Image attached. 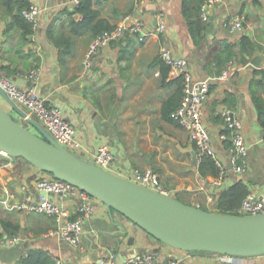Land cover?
Here are the masks:
<instances>
[{"label": "crops", "instance_id": "0c3cea01", "mask_svg": "<svg viewBox=\"0 0 264 264\" xmlns=\"http://www.w3.org/2000/svg\"><path fill=\"white\" fill-rule=\"evenodd\" d=\"M30 3L37 4L38 12L31 35L23 42L20 29L6 30L9 15L0 0V73L19 87L33 86L48 104L60 108L74 126L75 139L81 143L77 149L79 156L90 159L99 144L107 143L117 174L126 176L133 168H151L159 174L168 194L210 211H214L220 190L236 181H243L251 194L264 192V125L259 120L251 88L257 67L250 62L253 56L262 55L258 67L264 66V30L260 29L264 23V0H224L209 4L204 39L198 44L190 35L182 0H93L97 19L114 27L124 16L131 15L144 21L147 34L140 41L138 34L127 29L93 56L87 68L86 50L96 35L89 28L74 31L71 18L80 20L81 15L74 11L71 1L29 0ZM156 10L163 12L161 21L165 23L160 33L155 31L156 20L152 16ZM235 16L243 23L239 30L223 24ZM50 32L58 41L61 35L72 39L70 50H62V46L53 43L48 36ZM243 33L251 35L262 47L245 54L244 61L239 56L232 57L234 73L228 80L211 83L204 96L202 117L216 154L228 163L227 148L232 132L222 112L231 110L241 123L248 146V166L242 174L230 172L222 184L214 185L213 176H202L199 171L195 145L188 132L162 111L170 96L180 92L182 96V81L173 79L180 75L183 79V75L170 74L160 57V47L166 45L184 56L192 74L205 77L226 68L228 61L217 70L213 53L225 44L236 46ZM31 69L37 70L35 78H27ZM260 94L264 104V88ZM180 99L179 96V102ZM0 102L10 112L11 107L1 98ZM0 166V182L6 191L0 195V220L5 218L19 225L17 232L8 234L0 222V236L20 237L14 244L0 245V264H20L19 258L30 248H42L52 257L60 258L63 264H95L110 252L116 254V264L125 258L122 264H135L129 261L133 253H152L163 262L178 258L184 264H264V255H227L172 247L120 212L114 209L109 212L106 204L92 196L94 211L84 223L82 247L75 248L57 235L49 234L56 227L54 216L11 207L28 194L36 201V180L52 174L22 157L3 152H0ZM4 197L8 198V205L1 201ZM52 198L66 207L71 217L82 200L78 194H54Z\"/></svg>", "mask_w": 264, "mask_h": 264}, {"label": "built area", "instance_id": "2783aa9c", "mask_svg": "<svg viewBox=\"0 0 264 264\" xmlns=\"http://www.w3.org/2000/svg\"><path fill=\"white\" fill-rule=\"evenodd\" d=\"M70 1L74 6L79 3V0ZM214 2H224V0H206L202 4L200 16L204 21L208 20V5ZM37 12L38 6L34 3H30L22 9L23 16L33 24H35ZM162 15L163 12L161 10H156L152 13V16L156 20L155 31L157 33L163 32L165 29V23L161 21ZM223 24L238 30L243 25L239 16L224 21ZM144 25L145 23L142 19L126 15L113 28L103 30L97 34L86 50L85 68L90 65L93 56L99 54L100 50L112 40L119 39L127 29L131 33L138 34V39L143 41L147 34ZM160 57L169 67L171 75H183L182 96L179 104L172 110L170 115L188 132L190 140L195 145L196 161L199 163L204 156H210L214 160L215 165L218 167V175L212 177L211 183L214 185L222 184L224 178L230 172L242 174L248 166V146L245 142L240 121L234 117L231 110H223L222 115L225 123L232 132L231 144L227 148V158L231 163V167L229 168L224 157L216 154L211 134L204 124L202 117L205 94L208 93L213 81H225L233 75V60H229L226 68L216 75L196 77L188 68V60L184 56L176 54L170 47L161 45ZM36 75L37 70L31 69L27 74V78H35ZM0 86L17 104L22 106L28 115L39 120L58 143L73 152H76L81 147L80 141L74 137V126L72 123L62 115L59 107L48 104L46 99L33 86L19 87L1 73ZM92 160L97 166L115 172L111 164L113 153L107 143H101L97 146ZM125 177L161 193L168 194V191L160 182L159 174L151 168H133ZM35 188L38 193L36 201L31 200V195L28 194L23 201L13 204L11 207L19 210L44 212L54 216L56 227L51 229L49 234L57 235L61 240L75 248H81L84 223L94 211L91 195L74 183L54 177L53 175L51 177L43 176L36 180ZM5 192V187L0 182V195ZM54 194H78L81 197L82 200L77 204L76 213L73 217H71L70 211L66 207L52 198ZM1 201L5 205H8L7 197L2 198ZM236 211V214L264 212V192L259 194L248 193ZM19 240L20 237L18 235L0 236V245L14 244ZM115 258L116 254L110 252L108 256L99 258L95 264H116ZM55 260L57 264H63L60 258H55ZM129 261L135 264H184L178 258L169 259L165 262L159 261L152 253L136 254Z\"/></svg>", "mask_w": 264, "mask_h": 264}, {"label": "water", "instance_id": "95a60500", "mask_svg": "<svg viewBox=\"0 0 264 264\" xmlns=\"http://www.w3.org/2000/svg\"><path fill=\"white\" fill-rule=\"evenodd\" d=\"M261 60L262 55H255L250 62L258 67ZM0 98L39 132L23 126L0 102V152L22 157L54 177L74 183L106 204L109 212L111 209L120 212L172 247L227 255L264 254V212L236 214L206 210L101 168L92 158L85 159L58 143L1 86ZM129 239L131 244L132 238Z\"/></svg>", "mask_w": 264, "mask_h": 264}, {"label": "trees", "instance_id": "16d2710c", "mask_svg": "<svg viewBox=\"0 0 264 264\" xmlns=\"http://www.w3.org/2000/svg\"><path fill=\"white\" fill-rule=\"evenodd\" d=\"M205 1L206 0H182V12L184 18L186 19L190 35L192 36L195 44H198L202 39H204V30L207 23L201 18L200 12L201 6ZM1 3L9 15L6 30L9 31L12 28L20 29L23 42L28 40L32 32V22L23 16L22 9L29 4V0H1ZM74 11L81 15L80 20L71 18L73 29L76 32H82L89 28L95 36L103 30L111 29L113 27L104 23L102 20L97 19L98 11L93 7V0H79V3L74 6ZM48 36L51 38L53 43H57L60 47L62 46V50H70L72 39L61 35V39L58 41V37L54 36L51 32ZM234 45L235 44H225L222 49H217L213 53L212 58L214 60V64L217 66V70H220L221 66L227 61L233 60V56H239L240 59L244 61L246 60L245 54L249 55L254 50L261 49L262 47V45L251 35L245 33L240 36L236 46ZM166 68L168 69V67ZM176 80L179 82L182 81V76L180 75L173 79V81ZM251 88L254 103L257 105L259 120L264 125V104L260 94L261 90L264 88V66L254 68ZM179 96L181 97V92L176 93V95L173 94L164 102L162 111L166 117L173 119L170 113L179 102ZM198 167L202 176L209 174L216 177L218 175V167L215 165L214 160L210 156L202 157L199 161ZM248 193L249 189L247 185L241 180L222 188L216 197L214 211L237 213L236 209ZM0 222L8 234L17 232L19 227L18 224H13L5 218H2ZM19 263L57 264L55 258L52 257L48 251L42 248L28 249L27 253L19 258Z\"/></svg>", "mask_w": 264, "mask_h": 264}, {"label": "rangeland", "instance_id": "374dc122", "mask_svg": "<svg viewBox=\"0 0 264 264\" xmlns=\"http://www.w3.org/2000/svg\"><path fill=\"white\" fill-rule=\"evenodd\" d=\"M253 17H254L255 19H258L257 15H253ZM260 19H263V17L260 18ZM263 20H264V19H263ZM256 23H257V20H256ZM260 29H261V30H264V23H263V25L260 26ZM1 101H2V102H5L3 99H1ZM5 103H6V102H5ZM6 104H7V103H6ZM10 113H11L12 116H13L18 122H20L23 126H25L26 128L32 130V131L35 132V133H39L38 130L35 129V127H33L30 123H28L25 119H23V117L20 116V115L14 110V109L11 108V109H10ZM77 151H78V150H76V153H77ZM193 251H194V250H193ZM196 251H198V250H196ZM261 255H264V254H261ZM245 256H253V255H245Z\"/></svg>", "mask_w": 264, "mask_h": 264}]
</instances>
